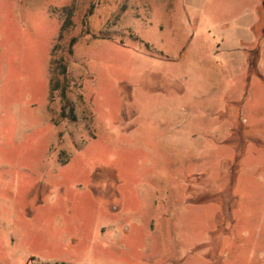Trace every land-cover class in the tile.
Masks as SVG:
<instances>
[{"label": "rangeland", "instance_id": "obj_1", "mask_svg": "<svg viewBox=\"0 0 264 264\" xmlns=\"http://www.w3.org/2000/svg\"><path fill=\"white\" fill-rule=\"evenodd\" d=\"M261 37L263 0H0V264H264Z\"/></svg>", "mask_w": 264, "mask_h": 264}, {"label": "trees", "instance_id": "obj_2", "mask_svg": "<svg viewBox=\"0 0 264 264\" xmlns=\"http://www.w3.org/2000/svg\"><path fill=\"white\" fill-rule=\"evenodd\" d=\"M263 6H264V0H263ZM70 23H71V20H70V19L66 20L65 23H64V25H63V29H65L66 27H68V25H69ZM263 38H264V37H261V39H260L259 42H258V46H257L258 51H259V49H260V43H261V41L263 40ZM76 41H77V39H76V38H73L72 41H71V46H72L73 44H75ZM249 62H250L249 67H251V63H252V61H251V57H250ZM55 70H56V69H54V72H55ZM66 71H67V69H62V70H60V71L57 70L56 74H57V75H61V74H64V73L66 74ZM55 88H59V85H56ZM61 92H62V99H63V102H64L63 108L65 109L64 111H63V109H62V116H63L64 114H67V113H66V108H67V106L69 105V99H68V96H67V89H66V88H63ZM72 110H73V108H72ZM241 129H243V126H241ZM233 130H234V129H233ZM241 156H242V154H240L239 156L237 155V162H238V160H240Z\"/></svg>", "mask_w": 264, "mask_h": 264}, {"label": "crops", "instance_id": "obj_3", "mask_svg": "<svg viewBox=\"0 0 264 264\" xmlns=\"http://www.w3.org/2000/svg\"><path fill=\"white\" fill-rule=\"evenodd\" d=\"M249 47H250L249 45L240 44L239 46L231 48L230 49V55L233 58V62L235 61V63H236L238 61L240 63L239 59H241V61L242 60L245 61L247 59V64H248L249 55H250ZM214 71H215L217 76L225 73V69L223 72H220L219 69L214 70ZM217 80H218V77H217ZM245 120H246V118H244V121Z\"/></svg>", "mask_w": 264, "mask_h": 264}]
</instances>
